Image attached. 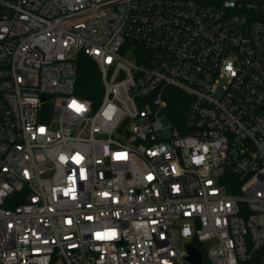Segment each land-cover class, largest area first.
I'll use <instances>...</instances> for the list:
<instances>
[{"label": "built area", "instance_id": "2783aa9c", "mask_svg": "<svg viewBox=\"0 0 264 264\" xmlns=\"http://www.w3.org/2000/svg\"><path fill=\"white\" fill-rule=\"evenodd\" d=\"M189 246L264 264V0H0V264H195Z\"/></svg>", "mask_w": 264, "mask_h": 264}, {"label": "trees", "instance_id": "16d2710c", "mask_svg": "<svg viewBox=\"0 0 264 264\" xmlns=\"http://www.w3.org/2000/svg\"><path fill=\"white\" fill-rule=\"evenodd\" d=\"M76 91L79 97L91 100L95 105L100 102L102 96V82L98 67L84 54H80L77 60ZM168 98L170 119L177 125L185 117L188 101L180 91L174 88L169 89ZM232 193L236 192L232 190Z\"/></svg>", "mask_w": 264, "mask_h": 264}, {"label": "water", "instance_id": "95a60500", "mask_svg": "<svg viewBox=\"0 0 264 264\" xmlns=\"http://www.w3.org/2000/svg\"><path fill=\"white\" fill-rule=\"evenodd\" d=\"M188 253H189V257L188 259L192 262V263H199L200 260H201V254L200 252L195 249L194 247L192 246H189L188 247ZM204 260L206 261V258H204Z\"/></svg>", "mask_w": 264, "mask_h": 264}, {"label": "rangeland", "instance_id": "374dc122", "mask_svg": "<svg viewBox=\"0 0 264 264\" xmlns=\"http://www.w3.org/2000/svg\"><path fill=\"white\" fill-rule=\"evenodd\" d=\"M161 123H162V126L163 127H167V122L165 121V120H161ZM165 134H167V132L165 133ZM162 135L163 134H161V135H159L160 137H162ZM55 264H63L61 261H57V262H55Z\"/></svg>", "mask_w": 264, "mask_h": 264}, {"label": "snow or ice", "instance_id": "6c2138e0", "mask_svg": "<svg viewBox=\"0 0 264 264\" xmlns=\"http://www.w3.org/2000/svg\"><path fill=\"white\" fill-rule=\"evenodd\" d=\"M74 106H75V105H74ZM76 107H77V110H80L78 106H76Z\"/></svg>", "mask_w": 264, "mask_h": 264}]
</instances>
